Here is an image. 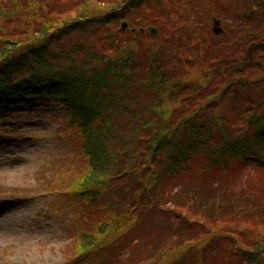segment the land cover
Instances as JSON below:
<instances>
[{"label":"trees","instance_id":"trees-1","mask_svg":"<svg viewBox=\"0 0 264 264\" xmlns=\"http://www.w3.org/2000/svg\"><path fill=\"white\" fill-rule=\"evenodd\" d=\"M211 1L0 3V21L8 22H0V103L10 94L63 96L69 127L81 136L82 155L69 170H85L67 185L80 208L108 210L67 248L72 254L108 250L115 258L117 249L141 240V224L130 229L138 220L133 211L155 207L167 220L170 243L195 217L210 229L214 264H264V222L253 218L264 215V0ZM93 6L100 12H89ZM211 17L221 19L222 33L212 32ZM123 19L138 28L155 25L161 45H145L155 37L122 29ZM201 65L207 73L193 77L188 70ZM200 150L205 155L196 160ZM200 160L206 164L194 172ZM248 164L261 181L252 189L249 178L236 190L231 179ZM172 184L182 186L177 195ZM201 189L213 196H194ZM190 239L197 242L183 241ZM163 247L157 264L204 261L183 242L172 252Z\"/></svg>","mask_w":264,"mask_h":264},{"label":"rangeland","instance_id":"rangeland-1","mask_svg":"<svg viewBox=\"0 0 264 264\" xmlns=\"http://www.w3.org/2000/svg\"><path fill=\"white\" fill-rule=\"evenodd\" d=\"M3 1L1 0L0 3ZM212 2L206 0L205 6ZM20 3L23 2L20 1ZM21 4L19 5L22 8L26 7V4ZM139 6L138 3H134L136 13L140 10ZM21 11L24 9H19L18 13ZM176 11L178 12V8ZM89 12L99 13L100 8L93 6ZM173 13H175L174 9ZM16 18L17 15H13L9 21ZM24 19L31 21L26 17ZM0 22L5 25L8 24L5 17ZM221 27H223L222 22ZM226 27L230 30L233 29V26ZM148 35V37H155V39L152 41L148 39L149 42H146V39L143 41L145 45L149 44V47L155 51L159 47L157 44L161 45L162 39L156 40V36L149 33ZM123 43H126L125 39H123ZM206 68V66L201 65L196 68L197 71L194 69L188 71L192 73L193 77H201L207 73L204 71ZM149 103L152 105L151 102ZM25 105L27 106H21L20 109L13 112H3L6 121H0V218L2 219L0 221V264H65L67 261L71 262L70 264H130L131 256L134 253L138 259L136 262L133 259L131 262L133 264H139L143 256L144 260L141 264H157V261L162 258L161 248L163 246L164 250L168 245V250L172 252V245L176 246L182 242L187 249H190L187 252L190 251L192 258H201L202 261L204 258V261L200 262L201 264H214L212 261L214 252H210L211 244H208L211 243V232L204 225V222L198 218L186 216L188 222L184 223L185 226L181 227L178 236L173 240V243H170L173 235L167 232L166 227L163 226L167 220L164 219L162 224L155 207L144 213L143 208H139L136 212L133 211V217H136V220L138 218V220L133 223L130 229L135 226L138 227L137 225L140 223L141 240H137V243L132 245L136 242L133 239L130 245L125 244L117 249L115 258L112 257L113 251L104 250L96 253V257L92 260L81 262L82 257L73 256L74 250L69 249L67 251L69 241L75 240L77 242L80 239L81 222L78 224L79 218L68 211L71 209L66 205L67 199L63 192L66 183L71 178V181H75L76 176L85 171L84 166L81 165L78 170L62 171L59 175L54 174L57 168L66 165L71 157L79 155L74 142L66 138L69 133L65 126L67 115L60 102L51 100V98L35 97L28 100ZM174 106H177L176 103ZM129 131L132 129L129 128ZM133 140L135 142L133 138L130 139V142ZM132 147L137 149L135 145ZM196 155L200 156L196 159L199 160L205 154L200 150ZM71 163H69L71 166L73 163L75 164V162ZM195 163L197 168L194 172L201 168V164H206L201 160ZM249 166L254 173L248 176L247 180L250 179L247 185L246 181L241 180L244 170L238 174L235 182L231 179L232 182L229 185L236 186V190H239V187L243 185L252 187V189L256 188L253 184H256L257 179L260 180L257 175L260 170L251 164L247 167ZM198 172L197 174L201 175ZM185 183L190 185L192 182L187 178ZM170 188L171 193L177 195L182 186L172 184ZM195 193L194 196L199 195L203 198L213 196V193L203 189ZM190 195L192 194H185L184 196L187 198V196L191 197ZM47 203L54 213L46 210ZM168 208L170 207L168 206ZM247 210L249 207H245L244 211ZM85 212L88 216L85 218L87 223L83 224V228L89 232L100 218L106 216L108 210L104 211L99 209L97 205H93L86 207ZM253 218L264 222V215H255ZM73 219H75V223ZM171 222H169L170 225ZM76 225H78L77 229ZM206 225L209 226L208 223ZM187 237L195 238L197 242H191L190 239V243H185L183 239ZM202 238L204 239L201 241ZM206 239L210 240L205 243L204 240ZM207 248L209 249L207 250ZM206 255L210 257L206 258Z\"/></svg>","mask_w":264,"mask_h":264},{"label":"clouds","instance_id":"clouds-1","mask_svg":"<svg viewBox=\"0 0 264 264\" xmlns=\"http://www.w3.org/2000/svg\"><path fill=\"white\" fill-rule=\"evenodd\" d=\"M251 174H253V170H252V168H251L250 166H249V167H246V168L244 169L243 174H242L241 180H242V181H246L247 178H248V176L251 175Z\"/></svg>","mask_w":264,"mask_h":264},{"label":"water","instance_id":"water-1","mask_svg":"<svg viewBox=\"0 0 264 264\" xmlns=\"http://www.w3.org/2000/svg\"><path fill=\"white\" fill-rule=\"evenodd\" d=\"M148 30L152 33V34H156V29L155 28H152V27H149ZM216 32H218V30H215Z\"/></svg>","mask_w":264,"mask_h":264}]
</instances>
